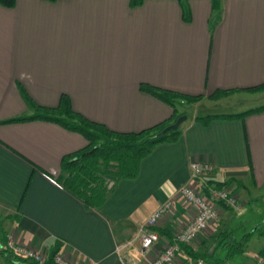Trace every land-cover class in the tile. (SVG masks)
<instances>
[{"label":"crops","instance_id":"crops-1","mask_svg":"<svg viewBox=\"0 0 264 264\" xmlns=\"http://www.w3.org/2000/svg\"><path fill=\"white\" fill-rule=\"evenodd\" d=\"M221 7L212 27L213 0L0 5V216L6 215L0 220L8 240L47 255L59 247L72 263L151 264L170 243L166 235L145 254L138 242L124 246L191 181L193 162L214 168L201 184L235 179L239 196L254 199L252 187L264 186V113L208 126L195 115L177 142L157 146L138 176L122 179L97 210L57 181L63 158L87 146L83 136L42 120L4 123L36 115L38 106L56 108L63 96L75 111L121 133L171 119L173 108L141 84L200 96L195 105L227 107L235 96H254L246 89L264 84V0H222ZM218 90L233 92L210 98ZM239 206L222 209L223 226H235ZM193 217L176 201L157 230L175 237Z\"/></svg>","mask_w":264,"mask_h":264},{"label":"trees","instance_id":"trees-1","mask_svg":"<svg viewBox=\"0 0 264 264\" xmlns=\"http://www.w3.org/2000/svg\"><path fill=\"white\" fill-rule=\"evenodd\" d=\"M56 2L58 0H46ZM145 0H130L132 7L141 6ZM222 0H213L214 16L211 26L215 27L221 20ZM0 5L5 8H13L16 0H0ZM185 19H190V12H185ZM141 91L168 104L174 110L173 117L151 128L135 133H121L114 131L105 124L98 123L85 117L74 110L69 96H63L56 108L38 106V112L31 117L16 118L4 123L27 122L42 120L55 123L62 128L83 136L88 142L87 146L62 160L63 177L57 179L59 184L70 194L76 197L86 209L97 210L109 199L117 184L122 179L136 178L139 174L140 162L149 156L153 150L162 144L175 143L182 136L185 128L183 123L177 130L166 131L178 118L186 115L179 107L193 105L200 96H189L171 90L162 89L150 84H141ZM250 92L264 90V84L247 88ZM233 90H218L210 98L219 99L230 95ZM264 113V105L251 108L245 112L234 114H207L200 115L195 121L208 126L216 120H241L247 116ZM235 179L216 183L209 181L202 187L218 189L234 187L238 193ZM240 203V201H239ZM223 209L231 211L234 208L226 207L220 203ZM223 223V222H222ZM228 227V226H227ZM219 233V242L213 251L206 249V244L199 246L180 244L183 264H227L236 256L242 255L247 249L250 234L240 235L239 228H227ZM159 235H166L170 243L175 242L168 231L158 229ZM59 253V247L53 249L45 264H56L55 257ZM0 257L7 264H38L35 261L22 258L9 247L7 233L0 220ZM259 259L264 261V249L258 254Z\"/></svg>","mask_w":264,"mask_h":264},{"label":"built area","instance_id":"built-area-1","mask_svg":"<svg viewBox=\"0 0 264 264\" xmlns=\"http://www.w3.org/2000/svg\"><path fill=\"white\" fill-rule=\"evenodd\" d=\"M214 168L208 163L193 162L191 164V181L183 186L177 197L166 201L160 208L151 215L148 220L139 228L137 239L128 242L125 246H133L135 242L140 245L142 254L147 253L153 246L161 240L159 233L156 231L161 221L172 216L175 211L176 201H180L194 212V217L187 222L176 236L174 243H168L166 247L158 254L151 264H178L179 255L181 254L180 244L194 245L205 233L214 226L220 219L223 203L226 207L238 208L240 196L235 192V188L218 189L209 187L204 190L200 179L206 174L213 172ZM9 247L22 258L35 261L38 264H45L48 255L44 252L23 246L9 236ZM56 264H90L88 262L72 263L63 258L58 253L55 257Z\"/></svg>","mask_w":264,"mask_h":264},{"label":"rangeland","instance_id":"rangeland-1","mask_svg":"<svg viewBox=\"0 0 264 264\" xmlns=\"http://www.w3.org/2000/svg\"><path fill=\"white\" fill-rule=\"evenodd\" d=\"M262 92V93H260ZM254 96H235L232 101L228 100L229 106L218 107L214 105H187L186 107H179L180 111L185 112L188 117V121H185L186 125L195 115H207L220 113L223 111H236L240 112L245 109H251L264 105V90L254 93ZM243 97V98H242ZM263 189L255 190L252 187L251 196L254 199L247 198L248 195H243L241 193L240 205L241 208L237 211L239 218L234 226V228L240 229V235L250 234L249 241L247 244V249L242 255L236 256L227 264H264V261L259 259L258 251L264 249V186ZM239 192V191H238ZM240 207V206H239ZM226 213V212H225ZM226 215V214H225ZM5 222L6 215L3 213L0 216ZM224 230L222 223V217L217 221L216 225L212 226L201 237L195 246H199L201 243L206 244V249L213 251L219 242V233ZM179 261H177L178 263ZM0 264H7L5 259L0 257ZM188 264H192L190 261Z\"/></svg>","mask_w":264,"mask_h":264},{"label":"water","instance_id":"water-1","mask_svg":"<svg viewBox=\"0 0 264 264\" xmlns=\"http://www.w3.org/2000/svg\"><path fill=\"white\" fill-rule=\"evenodd\" d=\"M187 119V116H181L173 125L168 127L166 131L177 130L185 121H187Z\"/></svg>","mask_w":264,"mask_h":264}]
</instances>
